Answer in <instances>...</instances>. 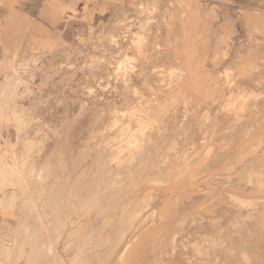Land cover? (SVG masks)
Listing matches in <instances>:
<instances>
[{
  "label": "rangeland",
  "instance_id": "rangeland-1",
  "mask_svg": "<svg viewBox=\"0 0 264 264\" xmlns=\"http://www.w3.org/2000/svg\"><path fill=\"white\" fill-rule=\"evenodd\" d=\"M0 172V264H264V0H0Z\"/></svg>",
  "mask_w": 264,
  "mask_h": 264
},
{
  "label": "bare ground",
  "instance_id": "bare-ground-1",
  "mask_svg": "<svg viewBox=\"0 0 264 264\" xmlns=\"http://www.w3.org/2000/svg\"><path fill=\"white\" fill-rule=\"evenodd\" d=\"M201 25V24H200ZM117 136V135H116ZM114 141H116V140H114ZM111 142H113V141H111ZM129 142V141H128ZM114 148V147H113ZM15 159H17V158H15ZM26 159V158H25ZM26 161V160H25ZM18 162H19V160H18ZM23 162V161H22ZM14 169V168H13ZM6 171V170H5ZM19 172V171H18ZM1 173V172H0ZM10 173V172H9ZM12 173V172H11ZM22 174V173H21ZM4 175V174H3ZM7 175H9V174H7ZM12 176V175H11ZM2 178V177H1ZM10 178V177H9ZM2 180V179H1ZM81 180V179H80ZM37 181V180H36ZM25 182V181H24ZM1 183H2V181H1ZM23 185V184H22ZM18 187V186H17ZM36 187V186H35ZM28 188V187H27ZM29 189V188H28ZM21 191V190H20ZM17 192V191H16ZM12 193V192H11ZM21 194V193H20ZM23 194V193H22ZM11 196H13V195H11ZM22 197V196H21ZM3 198V197H2ZM7 199V198H6ZM17 199V198H16ZM37 199V198H36ZM13 200V199H12ZM11 200V201H12ZM23 205V204H22ZM69 205V204H68ZM38 206V205H37ZM43 206V205H42ZM27 209V208H26ZM28 210H29V208H28ZM32 210V209H31ZM23 212V211H22ZM33 212H34V210H33ZM72 212V211H71ZM5 213V212H4ZM31 215H32V213H31ZM29 216V214L27 215V217ZM25 217V216H24ZM33 218V217H32ZM29 219H30V216H29ZM34 219V218H33ZM39 219V218H38ZM31 221V220H30ZM35 221H37V220H35ZM25 222V221H24ZM32 222H33V220H32ZM8 224V223H7ZM23 224V223H22ZM6 225V224H5ZM19 227H21L20 226V224L18 225V228ZM20 231H22V230H20ZM24 231V230H23ZM23 237V236H22ZM31 237H32V235H31ZM27 240V239H26ZM45 241V240H44ZM45 243H46V241H45ZM51 244V243H50ZM51 245H53V244H51ZM42 247H44V246H42ZM84 248V247H83ZM86 248V247H85ZM89 248V247H88ZM1 249V248H0ZM56 249V248H55ZM90 250V249H89ZM40 251V250H39ZM37 252V251H36ZM39 253V252H38ZM90 256V255H89ZM85 258H86V255H85ZM87 258H88V256H87ZM62 259V258H61ZM42 261V260H41ZM89 261V260H88ZM3 262V261H2ZM43 262V261H42ZM0 263H1V261H0ZM8 264V263H7ZM45 264V263H44Z\"/></svg>",
  "mask_w": 264,
  "mask_h": 264
}]
</instances>
